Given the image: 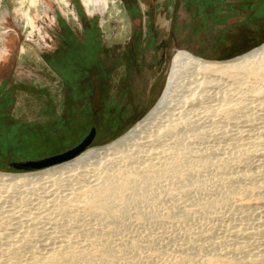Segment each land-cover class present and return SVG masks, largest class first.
Returning <instances> with one entry per match:
<instances>
[{
	"label": "rangeland",
	"instance_id": "1",
	"mask_svg": "<svg viewBox=\"0 0 264 264\" xmlns=\"http://www.w3.org/2000/svg\"><path fill=\"white\" fill-rule=\"evenodd\" d=\"M80 1L84 12L82 15H78L72 6L74 0H46V3L44 0L34 2L0 0V50L4 43L10 49V54L0 59V115L8 114L5 125L0 123V136L6 139L4 143H0V171L19 174L49 168L17 170L9 163L40 159L66 151L77 145L92 127H96L97 135L89 148L106 144L125 133L143 118L160 98L166 86L173 55L178 50L184 49L205 59L227 60L264 43V39L250 46H245L246 42H242L244 47L238 53L229 55L224 51L220 57H210L205 55L208 51L199 43L190 44V48L172 47L171 0H97V6L90 5L95 4L93 0ZM132 1L138 4L140 11L131 15L128 11L131 5L128 3ZM56 12L61 15L77 38L83 35V27L88 17H99L104 44L102 50L105 54L102 63L94 67L92 60L86 61L79 56L73 58L70 54H65L68 51L65 42L57 40L56 45L61 47L59 48L63 58L61 57L62 62L60 60L59 63H52L50 56H47L48 52L43 53L47 49L43 48L42 41L37 39L36 30L43 18L49 17L52 22V13ZM51 27L55 26L51 24ZM53 30L54 33H59L57 26ZM136 30H139L138 36L142 41L149 33H156V40L152 43L159 46V51L155 55L144 54L140 74L131 82L125 66L129 39L134 37ZM23 31L24 35L34 34V42L22 41ZM248 33L245 31L240 38L239 36L235 38L244 39ZM46 42L54 46V42ZM19 53L20 58H17ZM155 61L160 62V65L155 66ZM155 67L158 68L156 71ZM154 72H157L156 76ZM108 73H111L110 77ZM211 80L213 82L202 86L197 97L196 111L192 113L196 118L193 117L189 125L180 127L177 130V138L174 139L176 138L179 144L185 143L184 145L191 147L194 154L198 148L213 154L212 149L215 145L223 144L227 146V150L215 152V155L209 153L210 159L215 162L210 165L214 166H203L201 171H195L191 175L186 170L189 175L186 173L187 180L183 181L196 180L189 191V186H184L188 189L182 186L181 177L171 175L164 177L166 179L161 178L159 184L157 181L153 185L159 201L143 202L135 206L140 207V210L133 206L128 207L123 215L128 217H121L119 223L121 228L117 224L113 228L116 231L112 230L113 235H110L112 244L120 248L118 255L121 257L118 256L119 260H114L116 264L118 261V264H137L135 263L137 260L147 258L146 256L152 258V261H158L159 258L160 261H165L168 257L170 259L173 257L171 259L173 261L181 257L179 255L185 256L183 254L193 257L191 264H264V106L261 105V109L242 107V111L238 108L234 111L236 109L234 106L229 112L224 113V108L232 107L230 105L238 103L237 101L253 103L254 100L255 104L260 103L261 98L264 101V78L249 75L242 83H231L216 76L211 77ZM253 85L260 86L263 92L255 94L251 91ZM2 97L5 99L2 100ZM206 109L209 111L208 114L198 118L197 114L204 113ZM167 138L170 139L169 136ZM174 139H170L169 142ZM175 142L176 140L170 143ZM189 176L191 178H188ZM17 183L0 192V229L6 232L0 246L3 248L20 246V257L26 258L34 249L43 251L48 243L46 227L50 224H46L42 219L34 221L35 224L28 220L21 225L17 223V219L10 217V212H23L31 217L37 212L44 214L54 205L47 203L46 206L45 203L33 199L28 193L29 185H25L24 182ZM169 183L176 185L171 186ZM197 184L199 186L194 187ZM160 186L163 190L158 188ZM153 195L155 193H152ZM69 198L58 199L56 203L63 202L64 205L68 204L69 207L78 209L80 216L84 217L85 229L92 225L99 226L93 218L90 219L85 201H80L77 197H73V201L68 200ZM213 201L215 204L211 206L203 205ZM135 212L143 216V221L134 216ZM141 212H145V215H141ZM157 214L158 216L162 214L163 221L161 217L156 218ZM149 215L151 217H148ZM25 217L24 221H27L28 218ZM152 218L159 220L155 222ZM55 223L52 225L63 227L64 219L58 215ZM32 230L38 232L32 234ZM83 236L84 234L80 237ZM134 241L136 245L143 246H135L132 249ZM137 241L140 244H137ZM116 242H120V246L116 245Z\"/></svg>",
	"mask_w": 264,
	"mask_h": 264
},
{
	"label": "bare ground",
	"instance_id": "2",
	"mask_svg": "<svg viewBox=\"0 0 264 264\" xmlns=\"http://www.w3.org/2000/svg\"><path fill=\"white\" fill-rule=\"evenodd\" d=\"M32 1L34 2L35 0ZM249 75L264 78V43L248 51L247 53L227 60L205 59L187 50H178L173 55L166 86L160 98L153 106V108L143 118H141L132 127H130L125 133L106 144L100 145L95 148H89L82 154L75 157L73 160H68L67 162H64L57 166H52L33 173L25 172L13 174L9 172L0 171V192L4 188L5 190L8 189L6 187H9V185L13 186L17 182H19V184L20 182H24L25 185H29V187L27 186V189L28 193L32 195L30 197H32L33 199H37V201L43 202V204L45 203L46 206H48L49 203L50 205L51 203L54 205L53 207L51 206L52 209L50 207L51 210L49 209V211L44 212V214H42L43 212H37L36 215H33L31 217L23 214V212H10V217H14L15 219H17V223L20 224L22 222L27 223L28 220L33 221L34 223V221H42V219L43 222L45 221L46 224H50L49 227H46L48 229H46L45 232L48 238V243H46L47 245L44 246L43 251L34 249L32 251V254L26 258L20 257V246H6V248L0 246V264H116L114 260H117L118 256H120L118 255L120 248L112 244V238L110 239V235H113V228L121 222V217L125 214V211L128 210V207L139 206L141 203L143 204V202L152 203L154 201H159L157 200L159 196H157V192L155 191L153 185L156 184L157 181L159 184V180L161 182V178L168 177L171 175L178 176L177 178L181 177L182 186H189V189L188 187H184V189L187 188L189 191L191 188L190 186L194 185V182L196 183V180L194 181V179H192L194 182H184L183 180H187L186 176L189 175L186 170H188L191 175V173L193 174L195 171H201V167L210 165L211 163H215L212 162V158L210 159L211 156H209V153L211 152L206 153L205 150L198 148V150L195 149L197 154H194V152H192V150L190 149L191 147L189 148L188 145H184L185 143H177L176 139V134L178 133L177 130L180 127H183L184 125H189L193 117L196 118V115H193L192 113L196 111L195 104L197 101V97L200 94L202 86H204L205 83L207 84L209 82H213L211 80V77L213 76L225 78L231 83H242L246 81V78L249 77ZM251 88V91H253L254 93L259 92L258 94H260V92H263L262 88L258 85H253V87ZM237 102L238 103H234V105H230L232 107L224 108V113L229 112V110L233 109L234 106L236 108L234 109V111L237 110V108L238 110L241 109L242 111V107L262 108L261 105L264 106V101L262 100V98L261 102L256 104L254 103V100V104L252 103V101L249 103H244L243 101ZM226 105L228 106L229 103H227ZM207 112H209L208 109L204 110V113L201 112L200 115L197 114V117L199 116L198 118H202L203 115H205ZM168 136L170 137V139H174V137H176L174 139L176 140L175 144L170 143L174 140H171L169 142L170 139L167 138ZM226 148L227 146L223 144L218 146L215 145L213 149L212 147L210 149H212V151L214 152L213 154L215 155V152L227 150ZM225 160L227 159L225 158ZM213 164L210 166H214ZM186 173L187 175H185ZM184 175L186 179L184 178ZM188 178L191 177L189 176ZM222 179H224V177ZM175 181L171 180V182L173 183ZM178 181L177 184L180 182ZM227 181H229V179H227ZM173 183L169 184L171 185ZM175 185L176 184H173V186ZM198 186L199 185L197 184L194 187ZM225 186L226 184H224V188H226ZM194 187H192L193 190H195ZM227 187H229L228 184ZM158 188H162L163 190V187L161 186ZM168 188L166 187V189ZM224 190L225 189H223V191ZM228 190L232 189L228 188ZM171 191L169 192L171 193ZM152 193H155V195L152 196ZM229 194H227L226 198L229 197ZM73 197L79 198L80 201H85L84 203L87 206V211L89 212V216H91V218L88 215L87 216L90 219L93 218L94 221L99 224V226L101 225V227H95V225H92L91 227L85 229L84 226L86 224L84 223V217L82 215L80 216V211H77L78 209L75 210V208L73 209L72 207H69L68 204L64 205L62 204L63 202H61V204L56 203L58 199L65 198V200H67V198H69L68 200H72ZM223 197H225L224 193ZM212 204H215V201L203 205L211 206ZM218 204L220 205L221 201L218 202ZM139 208L140 207H138L137 209ZM135 213L136 215L134 216L137 217V219L139 220L141 219L140 221H143V216H139L140 212L138 214L137 212ZM144 213L141 212V215H145ZM167 213L169 214V212ZM84 214H87V212ZM24 215L28 217H25ZM58 215H60L61 218L64 219L63 227H55L52 225L53 222L54 224H56L55 222L57 221ZM24 217L28 218L27 221H24ZM127 217L128 216H126L125 218ZM148 217L151 216L149 215ZM145 218H147V216H145ZM153 218L152 220L154 221L159 220ZM156 218H160L162 220V214L161 216H158L157 214ZM60 225H62V223ZM37 232L38 231L36 230H32L31 233L36 234ZM5 233V230L2 231L0 229V241L4 237ZM82 234H84V236L80 237ZM21 239L23 240L22 237ZM118 243L116 245L120 246V242ZM138 243L139 242L137 241V244ZM141 245L142 244H140V246ZM135 246L140 247L139 245H136L135 242V245L132 249H134ZM130 247L132 246L130 245ZM147 247L149 248V246ZM31 248L32 247H30V249ZM30 252L31 250H29V253ZM183 255L185 256L179 255L181 257L176 258L173 261L171 260L173 257L171 259L170 257H168V260L166 259L165 261H160V258L158 259V261H152V258L146 256L147 258H140L142 260L139 259L134 262L137 264H191L193 262V257L191 255ZM2 256H4L5 258ZM173 256L175 255L173 254ZM162 259L164 258L162 257ZM133 260L131 259V261ZM207 262L209 261L207 260Z\"/></svg>",
	"mask_w": 264,
	"mask_h": 264
},
{
	"label": "crops",
	"instance_id": "3",
	"mask_svg": "<svg viewBox=\"0 0 264 264\" xmlns=\"http://www.w3.org/2000/svg\"><path fill=\"white\" fill-rule=\"evenodd\" d=\"M171 16L179 43L184 48L199 43L210 57L235 54L243 49L242 42L250 46L264 39V0H179L171 6ZM245 31L246 38L239 39Z\"/></svg>",
	"mask_w": 264,
	"mask_h": 264
},
{
	"label": "flooded vegetation",
	"instance_id": "4",
	"mask_svg": "<svg viewBox=\"0 0 264 264\" xmlns=\"http://www.w3.org/2000/svg\"><path fill=\"white\" fill-rule=\"evenodd\" d=\"M93 1H95V4L89 2L90 5L97 6L98 1L97 0H93ZM171 1H172V4H177L179 0H171ZM185 1H190V2L195 3V2L205 1V0H185ZM246 1L252 2L253 0H246ZM44 2L46 3V0H44ZM136 4L137 3L135 1L128 3V5H131L128 8L129 14L132 15V13H136L137 11H140L138 4L137 5ZM72 6L74 7L78 15L84 14L83 6L81 5L80 0H74ZM51 17L53 19L52 22H50L51 20L49 17L42 19L41 24L38 25V28L36 30L37 31L36 36L40 42L42 41V45H43L42 47L47 49V50H44L43 53L47 51L48 52L47 54H49L47 56L61 59V57H63L60 51L61 47L60 46L57 47L56 40L60 42L61 41L64 42L63 32L65 29H69V27L64 22V20L62 19L59 13L57 12L52 13ZM98 20H99L98 16L88 17L87 23L83 27L84 33L81 37L78 38V41L81 43L86 44L87 41H90V43L86 44V48H89V49L86 50L85 54L80 52L78 56L82 59H85L86 61L92 60L94 67H97L99 63H102L103 61L102 59H104V56H105L104 51L102 50V47L104 45L102 41V35H101L102 30H101V26ZM51 24L54 25L55 27L57 26V28L59 29L58 34L54 33L53 29H55V27L52 28ZM88 30H91V33H88L87 32ZM138 31L139 30H136L134 33L135 34L134 37L129 39V43H128L129 49L127 50L128 58H127L125 68L127 69L126 73L129 74V81L131 82L133 80H136V76H139L138 74H140L141 62H142V58L144 57V54L150 53L152 55L154 53L155 55L159 51V46L157 44L152 43L153 41L156 40V37H157L156 33H152V32L149 33L148 35H146V38L142 41L141 37L138 36ZM21 36H22V41H33L34 42V38H33L34 34L24 35V31H23V34ZM170 40L172 42V47L174 48L184 46L179 43L177 35L173 33L172 31H170ZM46 41L54 42V46H50V44H48ZM20 53L16 56L17 58H20ZM9 54H10V49L8 45L4 43V46L0 50V59L7 57ZM58 62H60L59 59H58ZM159 63L160 62L155 61L154 65L159 66L160 65ZM157 69L158 68L155 67V71ZM110 75L111 73H108V77H110ZM156 75H157V72L155 73V76ZM3 99H5V97H2V100ZM7 117H8V114L0 115V123H3L2 125H5V122H7Z\"/></svg>",
	"mask_w": 264,
	"mask_h": 264
},
{
	"label": "water",
	"instance_id": "5",
	"mask_svg": "<svg viewBox=\"0 0 264 264\" xmlns=\"http://www.w3.org/2000/svg\"><path fill=\"white\" fill-rule=\"evenodd\" d=\"M97 135L96 127H92L89 133L75 146L66 151L40 159L26 161H12L10 166L17 170H33L51 167L65 161L71 160L86 151L94 142Z\"/></svg>",
	"mask_w": 264,
	"mask_h": 264
},
{
	"label": "trees",
	"instance_id": "6",
	"mask_svg": "<svg viewBox=\"0 0 264 264\" xmlns=\"http://www.w3.org/2000/svg\"><path fill=\"white\" fill-rule=\"evenodd\" d=\"M88 33H91V30L87 31ZM63 38H64V42L66 44V50H68L65 54L67 55H71V57L75 58V56H78L80 52H82L83 54H85L86 50L89 48H86V44L90 43V41H87L86 44L85 43H81L78 41L77 36L70 30V29H65L63 32ZM89 51V50H88ZM50 60L52 61V63H59L58 59L61 60L62 62V58H54L50 56ZM5 138L2 136H0V143H4L5 142Z\"/></svg>",
	"mask_w": 264,
	"mask_h": 264
}]
</instances>
